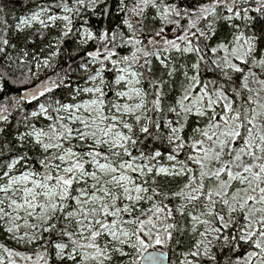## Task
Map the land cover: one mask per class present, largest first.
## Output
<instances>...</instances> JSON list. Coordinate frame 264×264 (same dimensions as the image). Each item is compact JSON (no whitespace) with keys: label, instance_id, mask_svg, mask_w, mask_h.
<instances>
[{"label":"snow or ice","instance_id":"snow-or-ice-1","mask_svg":"<svg viewBox=\"0 0 264 264\" xmlns=\"http://www.w3.org/2000/svg\"><path fill=\"white\" fill-rule=\"evenodd\" d=\"M0 264H264V0H0Z\"/></svg>","mask_w":264,"mask_h":264},{"label":"trees","instance_id":"trees-1","mask_svg":"<svg viewBox=\"0 0 264 264\" xmlns=\"http://www.w3.org/2000/svg\"><path fill=\"white\" fill-rule=\"evenodd\" d=\"M17 9H19V4L16 5Z\"/></svg>","mask_w":264,"mask_h":264}]
</instances>
